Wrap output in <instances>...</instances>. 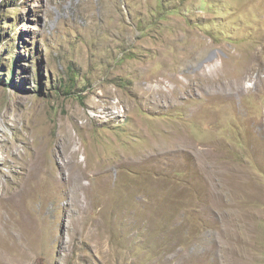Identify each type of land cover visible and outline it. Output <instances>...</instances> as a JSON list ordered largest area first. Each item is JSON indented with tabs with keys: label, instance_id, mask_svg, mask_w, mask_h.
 <instances>
[{
	"label": "rangeland",
	"instance_id": "1",
	"mask_svg": "<svg viewBox=\"0 0 264 264\" xmlns=\"http://www.w3.org/2000/svg\"><path fill=\"white\" fill-rule=\"evenodd\" d=\"M0 254L264 264V0H0Z\"/></svg>",
	"mask_w": 264,
	"mask_h": 264
},
{
	"label": "bare ground",
	"instance_id": "2",
	"mask_svg": "<svg viewBox=\"0 0 264 264\" xmlns=\"http://www.w3.org/2000/svg\"><path fill=\"white\" fill-rule=\"evenodd\" d=\"M189 58V57H188ZM218 73H220V77H221V75L223 74L222 73V71H221V69L220 68H218ZM200 75V74H199ZM224 75V74H223ZM193 77V76H192ZM207 77H209V75L207 76ZM216 77H218V76H216ZM223 77H225V76H223ZM212 78V77H211ZM239 78H240V75L238 74V75H235L234 76V79H235V81H238L239 80ZM210 79V78H209ZM215 79V78H214ZM192 81V80H191ZM211 81H212V79H211ZM222 81V80H221ZM223 82V81H222ZM217 83V82H216ZM224 83V82H223ZM227 83V82H226ZM225 83V84H226ZM199 84V83H198ZM221 85H222V83H221ZM194 86V85H193ZM192 86V87H193ZM218 86V85H217ZM227 86V85H226ZM230 86V85H229ZM234 86H235V90H237V91H242L243 92V89H244V86L243 85H241V86H243V87H241L240 85H235L234 84ZM191 87V88H192ZM211 87V86H210ZM214 87V86H213ZM219 87V86H218ZM216 88V87H215ZM217 89V88H216ZM221 89V88H220ZM226 90V89H225ZM229 90V89H228ZM231 90V89H230ZM232 91V90H231ZM219 92V91H218ZM232 93V92H231ZM150 96V95H149ZM180 135V134H179ZM175 140V139H174ZM73 153H77V151H72V155H74ZM75 166V164L74 163H72L70 160H68V162H64V164L61 166V171L62 170H66L67 168H71V167H74ZM69 174H72L71 172H69ZM40 186H42V185H38V186H34L33 188H35L34 189V191H37V188H40ZM1 255V254H0ZM2 256V255H1ZM4 259H5V257H4ZM8 259V258H7ZM1 262V261H0ZM11 263V262H10Z\"/></svg>",
	"mask_w": 264,
	"mask_h": 264
},
{
	"label": "trees",
	"instance_id": "3",
	"mask_svg": "<svg viewBox=\"0 0 264 264\" xmlns=\"http://www.w3.org/2000/svg\"><path fill=\"white\" fill-rule=\"evenodd\" d=\"M8 81H12V78L11 79H7Z\"/></svg>",
	"mask_w": 264,
	"mask_h": 264
}]
</instances>
